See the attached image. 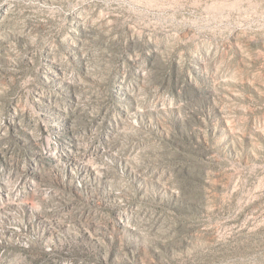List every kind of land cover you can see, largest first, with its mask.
<instances>
[{
	"label": "rangeland",
	"instance_id": "rangeland-1",
	"mask_svg": "<svg viewBox=\"0 0 264 264\" xmlns=\"http://www.w3.org/2000/svg\"><path fill=\"white\" fill-rule=\"evenodd\" d=\"M0 264H264V0H0Z\"/></svg>",
	"mask_w": 264,
	"mask_h": 264
}]
</instances>
